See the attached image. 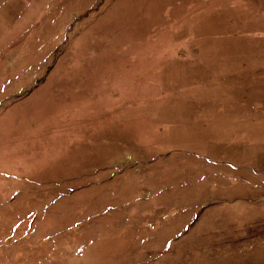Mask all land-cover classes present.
<instances>
[{
	"label": "rangeland",
	"instance_id": "rangeland-1",
	"mask_svg": "<svg viewBox=\"0 0 264 264\" xmlns=\"http://www.w3.org/2000/svg\"><path fill=\"white\" fill-rule=\"evenodd\" d=\"M0 264H264V0H0Z\"/></svg>",
	"mask_w": 264,
	"mask_h": 264
}]
</instances>
